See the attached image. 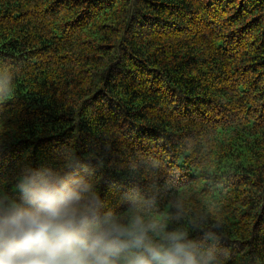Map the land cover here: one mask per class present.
<instances>
[{
    "label": "trees",
    "instance_id": "1",
    "mask_svg": "<svg viewBox=\"0 0 264 264\" xmlns=\"http://www.w3.org/2000/svg\"><path fill=\"white\" fill-rule=\"evenodd\" d=\"M0 187L65 149L104 159L107 208L153 182L160 213L264 264V0H0ZM174 226V225H173ZM195 235V233H194Z\"/></svg>",
    "mask_w": 264,
    "mask_h": 264
},
{
    "label": "clouds",
    "instance_id": "2",
    "mask_svg": "<svg viewBox=\"0 0 264 264\" xmlns=\"http://www.w3.org/2000/svg\"><path fill=\"white\" fill-rule=\"evenodd\" d=\"M11 88V73L0 70V97ZM149 159L148 170L133 163L131 171L153 182L127 190L123 212L101 198L98 153L81 158L65 149L53 165L20 166L18 195L0 187V264H227L220 233L189 221L182 201L158 211L155 179L163 165Z\"/></svg>",
    "mask_w": 264,
    "mask_h": 264
}]
</instances>
